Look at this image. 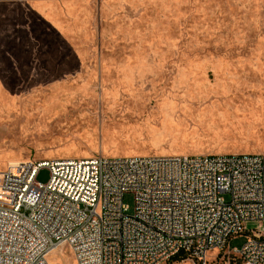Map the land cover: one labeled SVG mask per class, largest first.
Returning a JSON list of instances; mask_svg holds the SVG:
<instances>
[{
	"label": "rangeland",
	"instance_id": "1",
	"mask_svg": "<svg viewBox=\"0 0 264 264\" xmlns=\"http://www.w3.org/2000/svg\"><path fill=\"white\" fill-rule=\"evenodd\" d=\"M22 14L37 22L0 10V171L26 160L264 154V0H104L67 39L17 27ZM50 178L42 169L37 181ZM123 201L134 213V195ZM49 263L76 261L65 247Z\"/></svg>",
	"mask_w": 264,
	"mask_h": 264
},
{
	"label": "built area",
	"instance_id": "2",
	"mask_svg": "<svg viewBox=\"0 0 264 264\" xmlns=\"http://www.w3.org/2000/svg\"><path fill=\"white\" fill-rule=\"evenodd\" d=\"M42 169L47 184L37 181ZM249 222L258 229L246 231ZM241 234L247 242L229 250ZM65 247L76 264H264V154L9 164L0 171V264H50Z\"/></svg>",
	"mask_w": 264,
	"mask_h": 264
},
{
	"label": "crops",
	"instance_id": "3",
	"mask_svg": "<svg viewBox=\"0 0 264 264\" xmlns=\"http://www.w3.org/2000/svg\"><path fill=\"white\" fill-rule=\"evenodd\" d=\"M104 0H0V10L22 9L25 13H30L37 22L32 24V20L24 15L23 23H17L27 32L35 25L38 29L35 32L42 35L53 36L56 31L60 36L65 37V33L71 27L78 26L83 20L86 21L91 16V10L95 5L102 7ZM18 16V15H16ZM71 21L73 24H71ZM30 38V37H29ZM66 38V37H65ZM67 39V38H66Z\"/></svg>",
	"mask_w": 264,
	"mask_h": 264
}]
</instances>
